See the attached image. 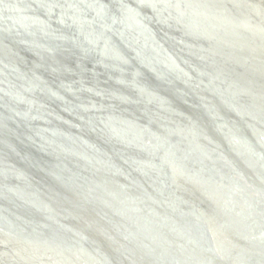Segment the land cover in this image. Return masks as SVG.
Instances as JSON below:
<instances>
[{
    "label": "bare ground",
    "instance_id": "bare-ground-1",
    "mask_svg": "<svg viewBox=\"0 0 264 264\" xmlns=\"http://www.w3.org/2000/svg\"><path fill=\"white\" fill-rule=\"evenodd\" d=\"M90 1L0 0V31L16 40L20 29L8 16L37 20L43 60L0 103L28 104L13 111L35 120L49 143L37 141L32 151L45 149L63 169L46 179L59 198H45L52 210L42 219L60 233L52 249L61 253L44 244L38 257L37 245L9 238L3 213L0 241L23 264H264V0H113L100 29L83 11ZM51 26L69 40L63 53L47 37ZM104 29L111 38L90 50V60L89 40ZM14 48L4 56L24 55ZM86 62L92 74L84 80L78 65ZM102 68L115 74L112 85L103 74L95 82ZM75 106L87 116L73 127L60 110ZM211 125L219 138L203 133Z\"/></svg>",
    "mask_w": 264,
    "mask_h": 264
},
{
    "label": "water",
    "instance_id": "water-1",
    "mask_svg": "<svg viewBox=\"0 0 264 264\" xmlns=\"http://www.w3.org/2000/svg\"><path fill=\"white\" fill-rule=\"evenodd\" d=\"M91 1L87 3L88 7H86V9L84 8L83 11L85 13L93 12L95 14L96 18H94V20L97 21L95 22L96 23L95 26L100 29L101 26L104 27L107 24L105 17L111 16V14H114L112 12V9L115 5L113 4V0L112 2L111 0H109L110 2L108 0H96V1L93 0L92 2ZM98 2H101L103 4V5L101 4L100 8L101 10H104V11H101V10L98 11L97 9ZM129 2L130 0H123L124 4L125 3L127 4ZM245 10L247 12L245 14H247L248 16L252 15L248 9H245ZM127 11L129 10H125L124 13H128ZM4 13L6 17L7 13L6 12ZM101 14L104 16H102ZM31 16L32 15H22V16L17 15L16 16L15 14H11V16L7 17L8 19L7 22L9 23L11 22L12 24L14 22L13 24L14 28L18 30L20 29L18 31L19 38L17 40L15 39L14 34L11 35L8 32L5 33L4 31H0V38L3 40L9 41V45H7L6 47H3L2 45H0V54L1 56L3 55L2 56L3 61L1 60L0 66L2 65L5 68L7 67L6 69L11 68L12 66H16L17 69L14 68V71L16 73L18 71L19 73L17 75L18 77L10 76V75L6 76L5 69L2 68L3 70H1L0 68V84L2 83V85H0V98L1 99H2L1 96H5L6 91L8 89L12 91H17V87H19L20 84H24V83L27 84L26 79L30 78L29 74H32L34 71L30 70V73L28 74L26 70L30 69V66L32 67V65H34L35 62L42 63L43 61L42 59L36 58L37 57L36 52L39 50L38 44H40L41 42L40 38L36 36L38 35V32L41 31L39 28L40 25H38L37 20L33 19ZM83 19H85V17H83L82 20L79 19V21L83 23L82 22ZM70 20L74 21V19H71V18ZM76 21L78 22V20ZM61 22L62 21L58 23L61 24ZM77 22H75V24L77 27H79L78 24H80V22L79 23ZM146 22H148V20ZM58 23L57 24L54 23V25H58ZM21 24H23L24 26H22ZM32 24L34 25L36 24L38 29L33 28ZM0 27H1V23H0ZM47 30L52 31L51 32L52 35H49L47 32L45 33H47L48 38L53 39L54 44H52V46L54 47V49H56L58 53H63L62 51H64L66 47L64 44L66 42L69 43V40L65 38L64 33L63 34L56 33L57 30H56V27L54 26L48 27ZM199 32L202 33L203 31L199 30ZM54 33L59 34L58 36L60 37L63 36L64 38L57 40L58 37L55 38L56 36L54 35ZM106 35L107 37L111 38L109 32L105 29L102 32L100 31L99 33L92 35L93 37L89 40L90 47H89L88 54H87L90 60H92L93 59L92 57H94L93 56L94 54H90V50H91V53H93L94 51L97 52V47L100 46L101 42L103 43V40H105V38L103 37H106ZM12 45L15 47L14 49L16 52L17 50L22 49V52L24 55L23 56L21 55L20 57L18 52L17 54L12 52L11 53L12 56H14L17 59L10 58L9 56L8 57L4 56V53H6V48ZM70 57H72L70 54L66 55V58H70ZM29 58L30 59L32 58L33 61H31ZM28 61H31V63L26 65V62ZM89 66H90L89 62L84 63V65L82 66L78 65L79 76L83 75L84 80L89 79V76H91L90 74H92L91 73L92 71L90 70ZM43 70H44L43 71L44 77L45 76L48 77L46 81L50 83L49 85H51L53 88H57L58 85H55L50 81V79L52 80L54 79L56 81L55 76L48 73L46 68H44ZM97 72H101V73L97 75ZM102 74L104 75L103 76L104 79L106 81H109L108 83L109 85H112L114 81H116V77L114 78L115 74L108 73L106 69L102 68V69H98V71L96 70L95 82L97 84L101 83L99 80V77ZM122 74L124 76L125 72ZM79 84L81 86L82 84L86 85L85 82L83 81L80 82ZM63 86H62L61 91L64 93L66 92L68 93L69 86L68 85H65L64 87ZM37 88L40 89V87H37ZM69 93H68V97L70 99H73V96L69 95ZM35 94L38 96H41L38 93H35ZM10 96L13 97V95H10ZM44 96L47 97L46 94ZM82 97L83 96H80V98ZM135 97L136 96H134V98ZM16 99L17 100H14V99L5 100L3 101L4 103H0V209L2 210L3 208H5L6 205H8L7 207L9 208L8 211H6V213L0 212V214L3 213L2 216L4 217V221H5L4 230H5V233L8 235V237L11 238L12 240L14 238L15 239L17 238L18 239L17 241L19 243H24L27 246H32V244L37 245V248L35 246L34 247L36 249L35 254L38 257H40L38 253L43 252L42 249L43 247H45L43 246L44 244H49L52 252L57 251L59 254L61 253L60 250H53L54 248L56 249L57 243H54V244L52 243L57 241L58 235H60V233L56 231L57 229L55 227H51L52 229H49V228L47 229L46 225L43 222L44 220L42 219H44V217L45 219L49 218L50 216L49 210L51 209V207L46 206L45 202L43 203V201H45V198H48L52 201H55L57 198H59L57 197V194L53 191V185L51 181L48 182V180L46 179L50 178L52 180L53 178L51 176V173L53 172L52 170H54L55 173L58 172L59 174L61 173L63 169L60 168L58 164L56 165V163L54 166L52 165L53 163L52 164L50 163L52 162V160L49 157H47V155L49 154H47V151L45 149H42V151H40L41 152L40 155L38 151H35V152L32 151V149L36 147V142L43 140L39 136L40 134L38 130L36 131L37 126L39 124L35 125L36 124L35 120H30L28 116L21 117L18 115L17 112L13 111V107L20 108L21 106L26 107L28 105L24 101H20L22 100V98L19 99L18 97ZM48 99L49 101L51 100L55 103L57 102L60 107H63V104L60 103L58 100L56 99L52 100L50 99V97ZM14 101H16V104ZM133 101H134L133 105H135V103H137L136 102L137 100L135 99ZM68 103L70 102L67 101V103L65 104H68ZM5 106H10V109L8 110ZM30 108L31 110H33L32 107ZM77 110L78 112H76ZM60 112L64 115V118H66L65 120L66 124L73 126V127L74 125L76 127V125L79 124L78 118L80 119L81 117L86 118L87 116L85 112H82V113L79 112V109L76 106L71 107V112L73 114L63 113V111L61 110ZM29 113H32L35 115V111H31ZM210 124L215 126L213 122ZM46 125L48 127L50 126L54 127L47 123ZM212 125L208 129H206V132H203V133L206 135H210L211 137L217 139L219 138V134ZM63 127L65 129L67 128L66 126H63ZM83 130L85 133H87L88 131H91L90 129L89 130L83 129ZM56 133L58 132L56 131ZM241 134L244 135L243 132ZM58 135L60 134L58 133ZM90 137L94 138L95 136L91 135ZM64 139L65 138H63V140ZM73 139L74 138H70L71 141H73ZM43 142L45 144L44 146L48 148L49 143L44 140ZM260 157L259 158L261 159V163L264 164V157L263 156H260ZM38 171H41V173H38ZM32 172H35V173L32 174ZM17 173L19 174V176L16 175ZM4 191H6L7 193ZM21 195L23 198L21 197ZM36 197L38 198L36 199ZM20 205H24L25 208L23 207L21 208ZM17 209H22V210H17ZM34 211L37 212L36 214L38 215V217L36 216V214H34ZM39 216H42V217L39 218ZM9 246H10L9 243L6 245V242L0 241V250H1L0 264H23L24 263L22 260L23 258L11 252L9 250ZM50 249L48 253L51 251ZM61 255L62 254H60V256ZM48 261L54 264L52 262L53 260H48Z\"/></svg>",
    "mask_w": 264,
    "mask_h": 264
}]
</instances>
